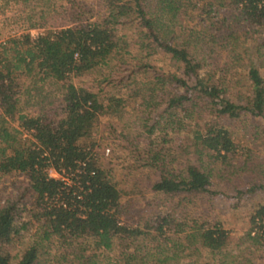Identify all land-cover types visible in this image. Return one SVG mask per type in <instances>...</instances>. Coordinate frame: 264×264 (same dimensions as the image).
Masks as SVG:
<instances>
[{"label": "trees", "instance_id": "1", "mask_svg": "<svg viewBox=\"0 0 264 264\" xmlns=\"http://www.w3.org/2000/svg\"><path fill=\"white\" fill-rule=\"evenodd\" d=\"M65 11L68 25L0 44V178H13L0 264H184L189 232L205 264H236L215 207L231 196L215 182L235 198L264 194V0H68ZM158 54L170 70L149 61ZM114 61L139 126L125 135L139 173L128 192L98 152L101 117L128 99L69 82ZM21 76L61 83L57 108L24 114ZM249 223L241 244L264 248V202Z\"/></svg>", "mask_w": 264, "mask_h": 264}, {"label": "rangeland", "instance_id": "2", "mask_svg": "<svg viewBox=\"0 0 264 264\" xmlns=\"http://www.w3.org/2000/svg\"><path fill=\"white\" fill-rule=\"evenodd\" d=\"M88 4L96 6L98 9L99 0H84ZM68 0H0V44L8 42L10 39L19 38L25 34H30L36 39L41 34L48 31L58 30L62 26L69 24V12L65 11ZM121 34L133 36L135 27H123ZM144 53L143 56H145ZM149 61L165 71L170 70L173 65L163 54H158ZM144 62H147L146 60ZM102 70L93 71L82 77H74L69 80L77 86L88 88L100 94L102 99H107L110 95L127 98L125 112L116 117H101L99 137L104 136V142L98 148V152L103 156V163L112 172V176L119 187L127 192L130 185L137 179L139 173L135 170V162L127 138L132 137L133 131L139 130L137 113L134 111L135 101L124 93L121 87L115 86V80L120 77L122 71L119 67L111 66ZM122 69V68H121ZM111 79L108 82L103 80ZM20 84V109L24 114L37 115L44 111H51L57 108L62 92L60 84L52 81L46 83H36L32 77L21 76L18 79ZM102 83V84H100ZM53 102V105L51 104ZM16 126V125H14ZM116 129L119 138L115 137L111 129ZM123 132V138L119 136ZM127 135V138H125ZM24 138H28L27 135ZM109 138V139H108ZM107 150L110 153L107 154ZM13 178H0V193L5 186L10 187ZM7 182V183H5ZM216 190L231 196V199L219 198L216 203V211L226 229L231 233V250L234 254L236 264H264V248H250L248 244L242 245L241 240L246 237L250 230V216L256 205L264 202V194H254L242 198H235L236 193L226 189L225 185L215 182ZM246 190V189H244ZM125 200V199H124ZM190 243L187 242L188 250L184 264H205L211 257L205 250L200 248L199 243H195L194 232H189ZM28 238L24 239L25 247ZM242 245L241 248L237 246ZM171 246V245H170ZM200 248V249H199ZM19 250V249H18ZM225 260L217 258L214 264H222ZM230 258L226 260L229 262Z\"/></svg>", "mask_w": 264, "mask_h": 264}, {"label": "built area", "instance_id": "3", "mask_svg": "<svg viewBox=\"0 0 264 264\" xmlns=\"http://www.w3.org/2000/svg\"><path fill=\"white\" fill-rule=\"evenodd\" d=\"M109 153H110V150H107V154ZM49 174L51 177L61 180L66 185V187H72V185H74V182L72 180L74 177V174L68 172L65 169H61L60 171L50 169ZM81 198L82 197L80 196L79 199Z\"/></svg>", "mask_w": 264, "mask_h": 264}]
</instances>
